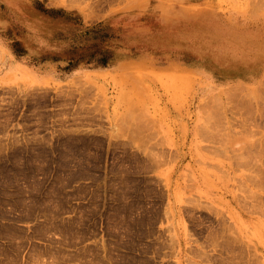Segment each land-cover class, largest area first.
Returning <instances> with one entry per match:
<instances>
[{
    "label": "rangeland",
    "instance_id": "obj_1",
    "mask_svg": "<svg viewBox=\"0 0 264 264\" xmlns=\"http://www.w3.org/2000/svg\"><path fill=\"white\" fill-rule=\"evenodd\" d=\"M203 10L264 0H0V264H264V73L214 79Z\"/></svg>",
    "mask_w": 264,
    "mask_h": 264
},
{
    "label": "crops",
    "instance_id": "obj_2",
    "mask_svg": "<svg viewBox=\"0 0 264 264\" xmlns=\"http://www.w3.org/2000/svg\"><path fill=\"white\" fill-rule=\"evenodd\" d=\"M210 11L203 10L200 13V26L203 40L209 41L210 39L216 42L217 50L213 56L217 60V67L220 70L218 72L222 73V78L214 79L247 82L260 79L264 73V19L257 23L249 21L235 23L227 19L226 13L217 12L219 14H216V24H213L217 31L210 32L209 25L211 22L214 23L211 18L215 16ZM221 16L223 17L220 19ZM158 17L162 26L169 28L172 46L188 47L187 41L192 40V27L197 22L193 21L194 14L187 13L183 9H177L174 12L171 10L170 15L159 11ZM235 24L239 25V29L233 32L227 30L230 25L235 28ZM205 29H207L206 32L203 31ZM173 58L176 59V57ZM120 60L111 63L109 66L122 63L123 60ZM25 64L27 65V63ZM202 70L210 75L213 74L203 68Z\"/></svg>",
    "mask_w": 264,
    "mask_h": 264
}]
</instances>
